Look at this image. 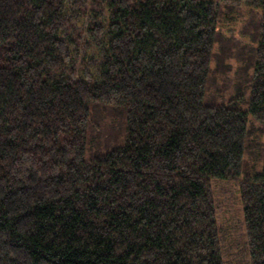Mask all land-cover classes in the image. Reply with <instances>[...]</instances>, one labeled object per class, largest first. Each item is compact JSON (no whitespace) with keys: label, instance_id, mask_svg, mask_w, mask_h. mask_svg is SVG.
Wrapping results in <instances>:
<instances>
[{"label":"trees","instance_id":"1","mask_svg":"<svg viewBox=\"0 0 264 264\" xmlns=\"http://www.w3.org/2000/svg\"><path fill=\"white\" fill-rule=\"evenodd\" d=\"M95 2L0 0V264H224V180L264 264V0ZM230 11L254 16L238 54ZM234 58L244 75L219 97ZM113 112L121 144L91 156Z\"/></svg>","mask_w":264,"mask_h":264},{"label":"rangeland","instance_id":"2","mask_svg":"<svg viewBox=\"0 0 264 264\" xmlns=\"http://www.w3.org/2000/svg\"><path fill=\"white\" fill-rule=\"evenodd\" d=\"M98 4L99 0H96L92 8L99 10ZM229 15H231L233 19L232 26L234 30L232 32L226 31V38L223 40V46L225 49L226 45L230 52L238 54L244 46L248 45L250 47L252 45L253 34L251 35V32H253V29L251 21L254 16L252 18L248 16L249 18L246 21L240 22L241 14L239 11H230ZM234 19L238 22L234 21ZM226 63L230 71L225 73L219 71V74L213 78L212 90L216 94H219V97L232 96L237 88V83L241 82L243 72L240 68L245 70L244 63L239 62L235 58L226 60ZM215 64L216 66H214V69L216 70L219 63L215 62ZM104 117L108 120H106L104 124L102 123V126L93 133L92 145L90 147L91 156L98 155V153L100 155L105 154L106 151L121 144L124 135L122 117L115 112L105 114ZM249 124H251V126L255 124V127H253L254 129L261 126L254 119H251ZM262 141L263 137L261 131L255 129L249 137L248 142L250 143V151L247 153L244 161V169L248 173L260 167L259 154L261 152ZM213 188L216 196L217 223L221 228V246L225 253L224 264H248V256L242 249L243 216L238 199L237 181H214Z\"/></svg>","mask_w":264,"mask_h":264}]
</instances>
